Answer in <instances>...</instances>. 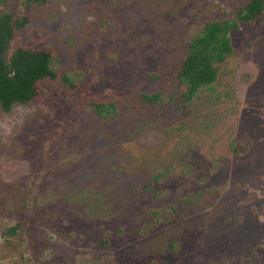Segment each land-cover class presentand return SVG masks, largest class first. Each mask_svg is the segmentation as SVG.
Listing matches in <instances>:
<instances>
[{"label": "rangeland", "instance_id": "rangeland-1", "mask_svg": "<svg viewBox=\"0 0 264 264\" xmlns=\"http://www.w3.org/2000/svg\"><path fill=\"white\" fill-rule=\"evenodd\" d=\"M249 1L0 3L57 73L0 106V264H264V16L215 84L190 99L177 78Z\"/></svg>", "mask_w": 264, "mask_h": 264}, {"label": "trees", "instance_id": "trees-1", "mask_svg": "<svg viewBox=\"0 0 264 264\" xmlns=\"http://www.w3.org/2000/svg\"><path fill=\"white\" fill-rule=\"evenodd\" d=\"M9 1L0 0V3ZM48 1L25 0V3L43 6ZM263 16L264 0H250L236 12L233 19L210 22L190 42L177 74L190 99L201 89L217 82L221 66L234 53L231 34L239 30L241 24H255ZM28 24L29 18L26 16L13 12L0 15V106L5 112H10L17 104L32 103L42 93V82L57 78L52 68L55 58L52 51L14 45ZM147 99L155 102L159 97ZM114 108L115 100L97 104L100 113H109ZM12 231L15 229L8 232Z\"/></svg>", "mask_w": 264, "mask_h": 264}]
</instances>
